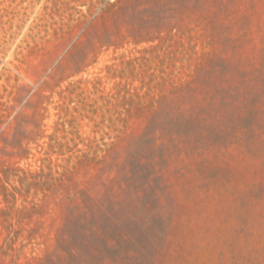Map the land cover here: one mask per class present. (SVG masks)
<instances>
[{
    "label": "rangeland",
    "instance_id": "rangeland-1",
    "mask_svg": "<svg viewBox=\"0 0 264 264\" xmlns=\"http://www.w3.org/2000/svg\"><path fill=\"white\" fill-rule=\"evenodd\" d=\"M0 264H264V0H0Z\"/></svg>",
    "mask_w": 264,
    "mask_h": 264
}]
</instances>
